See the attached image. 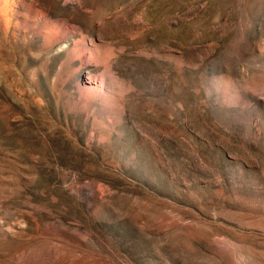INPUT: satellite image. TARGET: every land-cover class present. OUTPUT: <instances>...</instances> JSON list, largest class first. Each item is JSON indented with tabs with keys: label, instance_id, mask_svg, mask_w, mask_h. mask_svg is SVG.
I'll use <instances>...</instances> for the list:
<instances>
[{
	"label": "rangeland",
	"instance_id": "obj_1",
	"mask_svg": "<svg viewBox=\"0 0 264 264\" xmlns=\"http://www.w3.org/2000/svg\"><path fill=\"white\" fill-rule=\"evenodd\" d=\"M0 264H264V0H0Z\"/></svg>",
	"mask_w": 264,
	"mask_h": 264
}]
</instances>
